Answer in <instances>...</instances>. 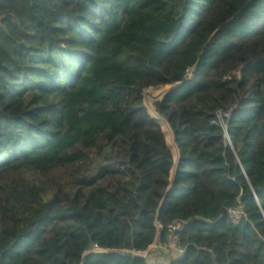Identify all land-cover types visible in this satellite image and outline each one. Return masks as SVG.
I'll list each match as a JSON object with an SVG mask.
<instances>
[{"label":"trees","instance_id":"trees-1","mask_svg":"<svg viewBox=\"0 0 264 264\" xmlns=\"http://www.w3.org/2000/svg\"><path fill=\"white\" fill-rule=\"evenodd\" d=\"M177 223L167 264H264V0H0V264H159Z\"/></svg>","mask_w":264,"mask_h":264},{"label":"built area","instance_id":"built-area-1","mask_svg":"<svg viewBox=\"0 0 264 264\" xmlns=\"http://www.w3.org/2000/svg\"><path fill=\"white\" fill-rule=\"evenodd\" d=\"M185 77L187 80L192 78L191 71H187L185 74ZM244 217L245 216L242 212L241 207H237V208L228 210V219L233 224L240 223L242 221V219H244ZM183 227H184L183 223H177V224H174V225L169 227V232L171 233V237H170V244H169L168 248H170L171 250H173L177 254H182L183 251L181 248H179L176 245V237L174 236V233L180 231ZM100 252H103V250L101 248H99L96 244H94L91 247V249L88 251V253H100ZM133 254L136 256H139L142 253H133Z\"/></svg>","mask_w":264,"mask_h":264},{"label":"crops","instance_id":"crops-1","mask_svg":"<svg viewBox=\"0 0 264 264\" xmlns=\"http://www.w3.org/2000/svg\"><path fill=\"white\" fill-rule=\"evenodd\" d=\"M176 254L170 248H161L160 250H153L150 252L149 258L153 262L159 264H167L170 260L174 259ZM146 257V253H145Z\"/></svg>","mask_w":264,"mask_h":264},{"label":"rangeland","instance_id":"rangeland-1","mask_svg":"<svg viewBox=\"0 0 264 264\" xmlns=\"http://www.w3.org/2000/svg\"><path fill=\"white\" fill-rule=\"evenodd\" d=\"M163 89H167L166 91H165V93L160 97V98H158V99H156L155 101H153L152 103H151V105H153L155 102H157V101H161L163 98H164V96L166 95V94H168V93H170L171 91H173V89H174V85H171V86H167V87H164V88H161V89H147V90H145L144 91V94H143V104H144V107H145V109L147 110V106H146V103H145V97H144V95H145V92L146 91H154V92H160L161 90H163ZM148 111V110H147ZM149 112V111H148ZM218 120H219V122H221V118H220V116H218ZM171 151H172V153L173 154H175V152H174V149H172L171 148ZM139 256H142V257H145V253H142V254H140Z\"/></svg>","mask_w":264,"mask_h":264},{"label":"water","instance_id":"water-1","mask_svg":"<svg viewBox=\"0 0 264 264\" xmlns=\"http://www.w3.org/2000/svg\"><path fill=\"white\" fill-rule=\"evenodd\" d=\"M179 86H180V84H175V85H174V89L178 88ZM174 89H173V90H174ZM225 136H226V135H225Z\"/></svg>","mask_w":264,"mask_h":264}]
</instances>
